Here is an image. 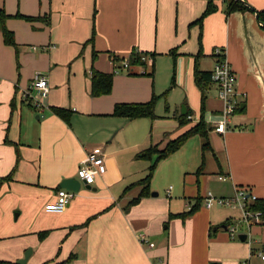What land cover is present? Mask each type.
<instances>
[{
    "label": "crops",
    "instance_id": "crops-1",
    "mask_svg": "<svg viewBox=\"0 0 264 264\" xmlns=\"http://www.w3.org/2000/svg\"><path fill=\"white\" fill-rule=\"evenodd\" d=\"M241 1L249 9L225 13V0H214L216 9L198 21L207 0H0L14 39L4 43L0 30V200L16 209V222L24 215L16 223L5 214L9 230L0 238L13 241L0 259L14 261L30 247L29 264H264L257 255L264 252V220L239 221L240 232L230 237L226 227L240 208L205 207L202 200L206 190L231 196L238 187L247 205L264 200V27L255 16L264 0ZM215 46L235 73L240 104L222 133L213 129L222 108L215 83L205 89L201 112L192 74L196 54L198 68L211 70ZM133 47L150 61L133 74L113 72L110 91L91 95L89 70L113 71L111 56ZM35 71L48 80L42 109L21 96ZM152 95L153 118L112 114L116 102ZM52 107L67 109L68 119ZM186 112L191 117L180 122ZM200 117L209 127L201 170L195 134L155 166L175 186L152 190L154 171L149 192L126 207L151 160L141 151L162 148ZM93 149L105 171L90 184L81 181L62 212L45 211L61 179L78 178Z\"/></svg>",
    "mask_w": 264,
    "mask_h": 264
},
{
    "label": "trees",
    "instance_id": "trees-1",
    "mask_svg": "<svg viewBox=\"0 0 264 264\" xmlns=\"http://www.w3.org/2000/svg\"><path fill=\"white\" fill-rule=\"evenodd\" d=\"M216 9V4L214 0H207L206 6L202 13L200 14L199 18L196 19L198 21L201 20V18ZM249 9L248 5L244 3V1L241 0H225V7L224 11L225 13H229L233 10H240L244 11ZM256 18L258 22L264 27V10H256L255 11ZM19 15V14H18ZM7 17V14L4 12L2 8H0V30L2 33L3 42L6 44H14L13 34L12 31L6 28L4 21ZM25 18H30L28 16H25ZM145 53L143 51L137 50L136 48H132L128 55V63L130 66V70L126 71V73L133 74L134 67L138 66H144L145 62L140 59L139 54ZM147 54V53H146ZM112 62L115 64V66H118V63L122 57H118L115 55H112ZM114 71L111 72H102L98 71L96 69L89 70V79H90V87L89 91L91 95H100L104 93H108L111 89L112 84V74ZM143 73L151 74L152 70L146 71L142 70ZM193 81L197 88L200 91V111L203 110V103L205 98V89L208 86V84L211 81L210 79V71L208 70H201L198 68L197 65V54L194 55V62H193ZM156 95H152L151 98L144 102H116L113 105L112 114L114 115H120V116H127V117H136V116H148L150 118H153L155 116L154 114V103H155ZM240 106L238 103L236 105V108ZM52 110L61 116L64 120L68 119L69 111L62 107H52ZM187 112L182 115V119L180 122H182L185 119V116H187ZM209 130V127L206 125V123L203 121L202 117L190 128L182 132L181 134L177 135L176 137L169 139L166 141L164 146L160 149H158L155 145H148L146 148L141 151L140 155L144 158H150V162L147 168V172L145 176L140 178L136 183L140 184V190L138 191L137 195L132 197L130 200H128L126 207H129L130 205L137 202V200L140 198V196H143L149 192V182L153 175V171L155 169V166L157 162L167 156L168 154L175 151L178 147H180L190 136L192 135H198L200 138V150H201V160L200 163L196 169L198 172L201 170L203 166V154L204 151L209 147L208 142V136L207 132ZM14 168L12 169L3 177L8 178L10 174L13 172ZM248 207L250 209H260L262 211V214L264 215V200L261 199H255L251 203H249ZM192 209V207L189 209V211ZM46 231H40L38 233L39 238H41ZM72 254L68 256V261L71 259ZM0 264H18L17 262L6 260V259H0ZM208 264H219L217 261H209Z\"/></svg>",
    "mask_w": 264,
    "mask_h": 264
},
{
    "label": "built area",
    "instance_id": "built-area-1",
    "mask_svg": "<svg viewBox=\"0 0 264 264\" xmlns=\"http://www.w3.org/2000/svg\"><path fill=\"white\" fill-rule=\"evenodd\" d=\"M220 46H215L212 49V53L215 57L213 67L210 70V79L215 83L217 87V94L222 100L221 111L214 121L213 129L222 133L228 127L229 116L233 112L234 108L238 104L236 99V93L234 91V84L236 76L232 70L228 60L224 55V50ZM142 59L150 61L148 54H143ZM129 71L130 66L127 58H121L118 66H114L113 71L118 70ZM48 92V80L45 73L41 71H35L28 85L21 90V96L37 109L46 107L44 98ZM188 118L191 115H187ZM105 171L104 157L98 150H91L85 154L80 161L76 175L78 179L84 183L94 182L96 176L101 175ZM222 178V176H219ZM168 190V189H167ZM75 191L64 187H57L53 193V198L44 204V210L53 213L62 212L68 205L70 199L74 196ZM245 190L243 188H235L231 196H216L210 190H206L202 196L203 204L205 207L211 205H221L230 207H239L241 210L240 217L229 223L226 227L227 233L230 237L237 235L236 224L239 221H243L246 224L253 222H261L264 220L262 211L260 209H250L247 202ZM139 239L144 241L143 235H139ZM152 243L149 242V245ZM259 258H264V252L258 251ZM235 264H252L249 258L236 261Z\"/></svg>",
    "mask_w": 264,
    "mask_h": 264
},
{
    "label": "rangeland",
    "instance_id": "rangeland-1",
    "mask_svg": "<svg viewBox=\"0 0 264 264\" xmlns=\"http://www.w3.org/2000/svg\"><path fill=\"white\" fill-rule=\"evenodd\" d=\"M143 54H145V53H140L139 56H140V59L145 62V60L141 58V56ZM128 55H129V53H122V55H119V56H123V58H128ZM147 62H149V60L146 61V64H147ZM118 72L119 73L120 72L126 73V71H124L122 69L118 70L116 73H118ZM172 74H173V71H171L168 90L170 89ZM199 155H200V159H201V150L199 151ZM196 156H197V150H196ZM204 157H205V153L203 154V160H204ZM143 159L147 160V158H143ZM148 162H149V160H148ZM148 165L146 166V171H147ZM157 168H158V166H157ZM154 171H155V169H154ZM154 171H153V174H154ZM164 171L165 170H161L160 172H158V169H157V172L155 171L154 177L151 181V184H152L151 186L153 188L152 190H154V191L159 190V192H160V191H163V189L165 187H167L169 184H172L175 186L173 179L170 178V176H168L167 174H165ZM9 208H11L9 205H6V206L3 205V202L0 200V232H2L3 228H4V232H7L9 230V220H8V217L5 216V214L12 215V220L16 222V220L14 219V213L16 212V209L13 210L12 208L11 209H9ZM11 210H13V211H11ZM23 216L24 215L22 213L21 216L17 219L16 223H19L20 221H22ZM236 227H237V232H240L239 231L240 228H239L238 223L236 224ZM12 241H13V239H11V237L0 238V249L7 248L11 244ZM25 264H29V262H26Z\"/></svg>",
    "mask_w": 264,
    "mask_h": 264
},
{
    "label": "water",
    "instance_id": "water-1",
    "mask_svg": "<svg viewBox=\"0 0 264 264\" xmlns=\"http://www.w3.org/2000/svg\"><path fill=\"white\" fill-rule=\"evenodd\" d=\"M256 16V14H255ZM183 112V110H182ZM82 180L78 179V178H75V177H65L63 179H61V181L59 182V186L60 187H64V188H67V189H72L74 191H77L79 186H80V183H81ZM154 192V191H153ZM245 234H239L238 237H240L241 239H244L245 238ZM31 252V248L28 247L24 252H23V255L22 257H19L15 260V262H17L18 264H24L28 255L30 254Z\"/></svg>",
    "mask_w": 264,
    "mask_h": 264
}]
</instances>
